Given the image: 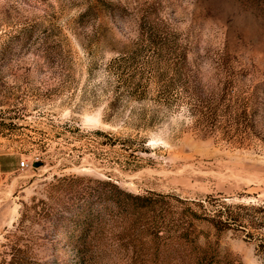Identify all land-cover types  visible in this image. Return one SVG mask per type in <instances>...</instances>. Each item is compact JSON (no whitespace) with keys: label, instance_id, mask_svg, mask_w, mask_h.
<instances>
[{"label":"rangeland","instance_id":"374dc122","mask_svg":"<svg viewBox=\"0 0 264 264\" xmlns=\"http://www.w3.org/2000/svg\"><path fill=\"white\" fill-rule=\"evenodd\" d=\"M0 154L17 169L0 184V257L26 205L101 213L85 264H172L183 206H264V0H0ZM103 181L163 196L150 229L92 201ZM191 219L212 264H264V227ZM74 222L39 261L77 263Z\"/></svg>","mask_w":264,"mask_h":264},{"label":"trees","instance_id":"16d2710c","mask_svg":"<svg viewBox=\"0 0 264 264\" xmlns=\"http://www.w3.org/2000/svg\"><path fill=\"white\" fill-rule=\"evenodd\" d=\"M109 186V195L105 197L102 192L95 191L93 202H107L109 205V211L111 217L119 218H132L135 217V221L138 223L139 230H148L150 227L144 223L147 215L155 209H163L161 202L163 196L158 194L149 193L146 195L133 194L121 189L118 185L110 181L99 182ZM192 204L200 209V214L194 210L190 205H185L182 211L179 212L177 219L175 234L172 237V246L175 258L172 264H212L211 257L206 255L208 252L195 244L194 229L192 224L193 217L209 221L211 225L217 230L222 231L230 227H236L243 231L245 235L249 237L251 228L264 227V216L257 217V214L263 212V205L254 207V205H232L220 203L217 207L211 209V211H205L209 201L200 200L192 201ZM211 205V204H210ZM212 207L214 205H211ZM33 212V213H31ZM78 214L64 215L65 212H59L60 215H54L51 211L34 209L32 206L24 205L21 211L20 219L14 228L8 241L4 243V251L0 257V264H56L57 259L53 258V261H39L35 256V251L42 246V244L51 241V235H55L58 229L66 221L71 219L75 220L74 224H78V228H74V232L71 236L76 238L71 243V248L74 252V256L77 258L76 264H85L88 259L87 255L92 249V245L88 243V237L91 235V231L94 229L98 219L102 215L101 213H93L78 210ZM212 212V213H211ZM30 214L32 217H30ZM97 215V216H95ZM83 216V217H81ZM81 218V219H80ZM145 218V219H144ZM50 222L51 228H43V232L36 233L32 231L33 224ZM158 228V227H157ZM50 231V233H49ZM163 235H166L164 231H161ZM158 238L166 239L164 236L158 235V229H155V236ZM165 242V241H163ZM258 247L264 251V236L258 239ZM152 264H163L160 261H152Z\"/></svg>","mask_w":264,"mask_h":264},{"label":"crops","instance_id":"0c3cea01","mask_svg":"<svg viewBox=\"0 0 264 264\" xmlns=\"http://www.w3.org/2000/svg\"><path fill=\"white\" fill-rule=\"evenodd\" d=\"M13 164L15 163L6 155L0 154V184L4 179L9 177L10 174L17 170Z\"/></svg>","mask_w":264,"mask_h":264},{"label":"built area","instance_id":"2783aa9c","mask_svg":"<svg viewBox=\"0 0 264 264\" xmlns=\"http://www.w3.org/2000/svg\"><path fill=\"white\" fill-rule=\"evenodd\" d=\"M28 166L26 160H21L19 162V167L22 169V168H26Z\"/></svg>","mask_w":264,"mask_h":264},{"label":"water","instance_id":"95a60500","mask_svg":"<svg viewBox=\"0 0 264 264\" xmlns=\"http://www.w3.org/2000/svg\"><path fill=\"white\" fill-rule=\"evenodd\" d=\"M40 163H33V166H38Z\"/></svg>","mask_w":264,"mask_h":264}]
</instances>
